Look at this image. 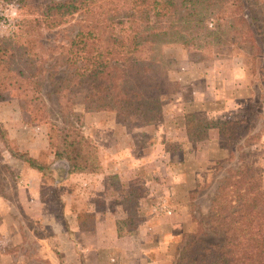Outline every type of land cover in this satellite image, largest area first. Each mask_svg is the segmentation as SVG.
I'll list each match as a JSON object with an SVG mask.
<instances>
[{"label": "rangeland", "instance_id": "rangeland-1", "mask_svg": "<svg viewBox=\"0 0 264 264\" xmlns=\"http://www.w3.org/2000/svg\"><path fill=\"white\" fill-rule=\"evenodd\" d=\"M32 1L44 7L55 0ZM242 1L257 47L239 38L232 43L227 33H220L221 42L217 38L212 40L210 49L168 46L166 60L171 85L161 92L162 115L153 125H145L137 109L122 119H117L109 109L98 114L94 105L85 102L81 95L74 97L73 110L62 116L55 91L65 72L49 71L42 82V98L51 120L59 127L67 120L78 124L87 136L100 140L101 146L104 142V149L108 143L104 139L113 134L116 139L110 142V148L119 151L115 156L126 160L128 169L141 170L138 172L141 177L74 178L65 184L69 185L67 188L62 185L61 170L50 166L41 181L43 198L61 200L65 194L73 200V209L80 211V226L85 232L93 230L96 216L101 219L111 216L115 220L112 226L101 223L105 232L113 229L119 236L137 237L125 240L124 246L131 247L133 243L132 247L138 248L143 242L145 249L164 248L162 264H185L182 249L197 234L205 246L223 245V234L210 226L211 204L220 182L229 171L246 163L263 175L264 185V0ZM21 11L16 0H0V37L17 30ZM71 26L46 33L44 43L51 46L65 41L67 33L75 29ZM213 102L221 103L226 111L220 113L218 108L204 104ZM23 109V102L17 99L8 98L0 103V123L6 130L9 147L14 151H31L37 160L49 164L48 128L29 124ZM244 119L249 127L247 133L231 142L220 136L217 127H212L219 121ZM97 122L103 123V128ZM203 122L210 126H204ZM103 153L100 148V158H105ZM12 157L0 138V195L11 196L14 201V186L20 178L16 168L20 166ZM61 206L56 204L53 208L56 217ZM11 211L16 219V204ZM34 225H29L31 229L23 235L22 250L31 249L30 254L37 250L34 234L50 235L45 247L55 257L50 260L32 254L27 264H62L57 250L59 241L55 240L50 225L37 222L41 230ZM172 232L179 236L173 237ZM4 245H0V251H10L7 246L3 249ZM8 258L5 264H16ZM111 260L116 263L115 258Z\"/></svg>", "mask_w": 264, "mask_h": 264}, {"label": "trees", "instance_id": "trees-1", "mask_svg": "<svg viewBox=\"0 0 264 264\" xmlns=\"http://www.w3.org/2000/svg\"><path fill=\"white\" fill-rule=\"evenodd\" d=\"M16 2L22 10L17 30L0 37V103L22 101L29 124L47 126L53 159L66 165L68 175L99 174L102 165L98 147L81 126L67 120L59 127L51 120L42 98L49 71L65 72L55 91L62 116L81 95L96 112L109 109L122 119L137 109L144 124L153 125L162 115L161 92L171 85L168 46L210 49L212 40L221 42L227 33L232 43L239 38L257 47L242 0H55L44 7L32 0ZM71 25L75 29L65 41L44 43L46 33ZM212 127L230 142L249 129L245 119ZM0 138L12 156L32 169L44 174L51 166L12 150L1 123ZM211 212L210 226L223 234V245L205 246L199 234L192 236L181 252L185 264H264L262 174L246 163L229 171Z\"/></svg>", "mask_w": 264, "mask_h": 264}, {"label": "crops", "instance_id": "crops-1", "mask_svg": "<svg viewBox=\"0 0 264 264\" xmlns=\"http://www.w3.org/2000/svg\"><path fill=\"white\" fill-rule=\"evenodd\" d=\"M213 104L217 105V103L214 102ZM215 108H218L217 111L221 110L220 113L226 111L225 109L223 110L221 103L219 107L215 106ZM98 114L102 113L98 112ZM100 118L101 116L99 119ZM97 125L103 128V123L97 122ZM89 136L88 137L91 139L94 137L92 135ZM111 137L109 136V138L106 137L104 139L108 141L105 145V149L104 142L103 146H101L102 143L100 140L98 141L96 137L92 139L98 148L100 147L103 149V155L105 156V158H100L102 172L99 174L68 175L66 173V165L62 162H55L52 153L49 155L50 161L48 165L61 170L62 185L67 186V188L69 185L65 184H68V181L74 178L91 179L117 175L119 178H124L122 180H125V177L135 180L141 177V175H138V172L140 173L141 170L136 171L128 169L125 165L126 160H120L115 156L119 151H113V146L112 149L110 148V142L116 139L113 134ZM46 144H48V142ZM27 154L36 159L34 156L37 155H34L31 151H28ZM100 154H102V151H100ZM12 158L14 162L16 160V165L20 166L16 168L20 178L18 177L19 179L14 186V201L11 199V196L8 198L7 196L4 197L0 195V245L3 246L6 244L3 249H5V246L10 249V251H0L2 264L7 262L8 257V261L12 263L16 262V264H27L28 261L26 260H28V257L32 254L50 258V260L51 257H55V254L51 250L48 251L47 247H45L48 245L45 243L50 242L48 241L51 239L49 237L50 235L47 237H36V234H34L33 239L36 240V244L39 245L37 250L33 251L32 254L29 253L31 249L22 250V248H24L23 245H25L23 243V235L31 229L29 225L35 224L33 227H36L35 229L37 230H41V226H38L37 222L44 226L45 224L51 226H49V228L54 232L53 236L55 240L59 241L57 250L62 257L60 261L62 264H162L160 257L161 255H165L161 253L162 251L165 252L164 248L156 247L154 249H145L142 248L143 242L142 244L140 243L141 246L138 248H133V243L131 247L129 244L128 246H124L125 240L137 237L135 235L132 237L119 236L113 229L105 232V226L102 227L101 223L104 221L103 223L106 225L112 226L115 220L110 219L111 216H108V218L104 217L105 220L96 216L94 218L95 226L93 230L85 232L80 226V211L73 209V200L67 199L65 194L61 197V200L55 199L47 201L44 199L41 193V181L44 174L32 169L26 162L14 157ZM104 159H106V161ZM98 188L105 190L102 185H99ZM15 204L16 219L11 215V208L14 207ZM56 204L62 205L59 217H56L53 211ZM60 218L63 219L65 222L64 224H62ZM35 229H33V231ZM175 235L179 236V233L172 232V236L174 237ZM86 240L91 241L90 244H86L84 242ZM25 255L28 256L25 257ZM111 258H115L116 263L112 262Z\"/></svg>", "mask_w": 264, "mask_h": 264}]
</instances>
